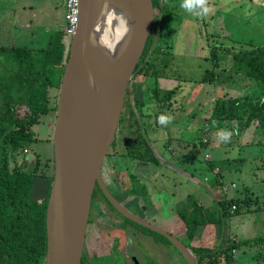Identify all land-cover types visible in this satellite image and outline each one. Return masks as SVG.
Wrapping results in <instances>:
<instances>
[{
    "label": "rangeland",
    "instance_id": "374dc122",
    "mask_svg": "<svg viewBox=\"0 0 264 264\" xmlns=\"http://www.w3.org/2000/svg\"><path fill=\"white\" fill-rule=\"evenodd\" d=\"M172 1L173 4L176 5L173 9H171L172 4H170V2L167 0L163 2L162 0V9L159 10L160 15H158L159 12L156 11L159 20L161 18V38L163 37L165 39L167 35L166 31L169 28H172L170 31L172 38H177L178 30L181 27L180 23H183V18H185L186 25L184 31L187 33L189 39L185 38L184 41L190 40V42H197L200 40L212 44H221L224 42V40L221 41V39L224 37L222 32L225 33V30L221 31L222 27L217 26L215 23L209 25L211 23L210 19L215 14V7L213 5L210 7L212 11L208 15L197 17L180 7L182 0ZM208 2L212 3L213 0H208ZM217 16L220 20H224L225 18L226 20L224 22L228 23V18L225 16L224 10H222V13L217 14ZM155 22L153 21L149 37L152 36V34L153 36L156 35L157 28L155 27ZM204 23L207 26H205ZM63 28L64 18L62 0H0V47H25L39 51L46 47L53 31H60ZM227 28L229 32L232 30L229 29V27ZM236 28L238 31L237 33L241 32L238 27ZM262 30V35H264V28ZM234 34L235 35L231 37L233 39L231 41L237 43L235 44L237 49L240 48L239 50L243 51L246 46V41L241 42L240 40L238 43V40L240 38H245V34ZM248 36L252 37V34ZM258 40H262L264 43V37L260 36L255 38L256 44H258ZM211 50L204 49L202 53H206L209 56L212 55ZM4 58V56L0 55V72H6V69L2 66ZM196 69H200V73L194 71L192 75L188 76L187 81L181 83L182 87H193L196 91L189 96L190 98H183L182 95L184 94L181 93L174 95L173 106L175 107L166 112V114H168L167 116L173 118L170 123L165 126L160 122L159 118L162 115L155 114L156 109L152 108V106L155 105L153 104L154 102H152L153 100L151 104L144 106L153 114L149 116L143 114L142 117L140 116L145 125L146 123L150 125L155 124L154 128L156 130L154 133L156 132V135H158V140L155 142L154 148L159 151L160 154L163 153L164 161L171 162L174 158L171 146V150H167L168 145L166 144H168L169 141L174 144L176 141L181 142V144H175L177 145L176 149H178L179 153L187 152L186 154H189L188 149L192 150L189 162L187 160L188 155L187 159L181 160L179 158L177 162L175 161L177 173H174L173 169L171 171L163 169L161 167V161L158 164H146V167L143 168V182L145 185L144 214L145 216L151 217L154 225L172 228L173 234L180 242H185V238L182 235L184 229L182 227V222L177 220L176 212L181 203L184 202L185 195L192 194L196 189H199L200 197L204 199L203 201L200 200L202 204L214 210L216 207L214 200L218 193V190L213 187L216 180L215 178L222 182L223 195L225 194L228 200H248L249 207H253L256 202H264V142L258 146L255 144L258 138H260L261 133L255 131L254 127H250L243 132L239 131L236 122L212 125L210 124L211 122L208 123L207 120H203L201 116H196L195 113L197 110L203 109L204 106L199 108L197 103L203 100L207 95V91H204L205 87H200L199 82L203 78H206V73L203 74V72L210 70V67L208 62H206L196 67ZM138 83L142 86V89L139 88L136 92L135 99H141L142 96L146 99L145 96L148 94V90L151 89L149 86L151 84L150 79L147 80L142 75H139L136 85ZM202 83L203 85H207L208 82L203 81ZM252 86L254 89L249 94L247 93L239 96L240 93H237V96H233L230 94L231 92L228 93L229 91L227 92L226 89H222L220 94L217 91L218 94L215 98L222 95H226L230 98L243 96H250L252 98L258 97L261 92V87L255 82H253L250 87ZM136 90H134V93ZM57 97L58 89H50L48 92V101L52 108L56 107ZM189 110L191 111L189 112ZM16 111L19 119L24 118L26 111L23 107H18ZM53 117V114H51L50 117L41 116L37 125L33 126L32 130L34 132L35 141L29 145L28 149H21L14 153L18 165H21L25 158L27 167L38 161L41 165L48 164L49 167L46 171L48 175H53V145L51 139L47 137V124L53 121ZM151 127L153 126H150V128ZM219 127L231 133L228 142H221L215 138L212 141L209 140L211 134H214L215 130ZM150 128H148L149 133L152 132ZM168 129L170 133H168ZM137 131V127L133 126H129L128 130L124 131V134H120V131L117 130L111 147L108 149V159L110 158L112 163H118L121 169H123L124 165L126 166L128 164L127 159H130L128 154L129 150H132V146L137 144V140L133 138L135 137L134 133ZM206 133H208L207 137L204 136ZM244 133L245 135H243ZM125 135H127V138H125ZM245 136H248L246 140L244 139ZM144 137L146 136L144 135ZM129 138L130 141L127 140ZM245 141H247L246 145L243 144ZM251 141L253 144H251ZM116 157L120 159L119 162L115 161ZM139 163L140 160L134 159L132 165L135 167L132 171H136L135 168L139 169ZM160 170L163 172H160ZM183 172L193 175V177L195 176V178L203 184L197 186L192 182H186L183 179L186 178V176L184 175L183 177L181 175ZM47 183L45 179L38 180L39 187L36 188V198L46 196ZM205 185L210 187L209 191ZM168 190L174 194L170 197L173 200V204L170 205V210L166 209V212L163 213L166 194L162 196H157V194L158 192L161 193ZM206 191L208 195L204 196ZM217 197H219V195ZM193 198L195 200L196 196ZM241 206L245 209L244 203L241 204ZM166 216L172 217V221L169 225L166 220H162V218ZM142 231L144 232L143 243L136 250V254L143 262H148V260L153 262L156 257L155 253H160V251L154 244H151V239L149 237L151 236L165 244L166 242L162 237L152 232L146 230ZM99 233L100 234H97L94 239L88 237L85 241V254L89 259V264H118L114 255H116V253H127L128 250L123 246L115 248L113 244L115 230L110 229V227L104 225ZM262 235H264V211L231 216L225 219L222 227L218 225L201 226L198 228L197 234L191 245L194 247L209 248L213 246L224 247L229 239L238 241ZM254 251L255 249L253 248L249 253H253ZM262 253L264 255V250ZM235 257V264L248 262L246 258L242 257V254H236Z\"/></svg>",
    "mask_w": 264,
    "mask_h": 264
},
{
    "label": "trees",
    "instance_id": "16d2710c",
    "mask_svg": "<svg viewBox=\"0 0 264 264\" xmlns=\"http://www.w3.org/2000/svg\"><path fill=\"white\" fill-rule=\"evenodd\" d=\"M152 3L156 35L152 34L148 38L135 68L126 92L118 131L124 134L129 126L137 127L138 131L133 137L137 144L129 150V156L132 159L158 164V159L154 156L142 130L139 129L141 117L138 112L153 100L161 115H166L173 107L172 99L177 88L167 90L154 84L145 96L144 105L135 99L134 90L142 89L140 84L136 85L138 76L142 75L147 80L153 79L154 83L158 77V70L167 68L169 61L165 60V55L157 49V44L162 38L161 18L159 20L156 11L162 9V0H152ZM62 39L63 32L57 30L51 33L46 47L39 51L25 47H0V55L5 57L2 66L6 69V72H0V264H45L46 207L53 178L46 171L48 164L41 165L36 161L27 167L25 158L21 165H18L14 153L28 149L35 141L31 127L41 116L56 110V107L52 108L49 104L48 92L52 88L59 90L64 64L67 61L68 54ZM235 57L238 70L261 87L260 95L254 98L218 96L211 103L212 108L207 122H211L212 125L213 122L215 125L236 122L238 130L242 132L254 127L255 131L261 133L255 143L258 146L264 142V44L241 51ZM205 77L202 82L212 83L215 75L211 70L206 71ZM18 107L25 109L24 118H18L16 111ZM127 140L130 141V138ZM40 179L48 182L47 194L45 197L36 198V188L39 187ZM215 179L213 187L218 193L214 200L216 204L214 210L204 207L191 196L178 208L177 220L182 222L184 229L182 235L185 242L182 243L193 256L195 264H235L236 254H242L248 261L239 264H264L262 253L264 235L238 241L229 239L224 247L191 245L201 226L222 227L225 219L231 216L264 211V202H256L253 207H249L248 200L226 199L225 194L223 195L222 182ZM243 203L245 209L241 206ZM144 230L158 235L147 228ZM164 240L169 243L167 239ZM174 248V264H188L185 257L176 247ZM253 248L255 251L249 253ZM86 259L87 256L84 254L81 264H89V259Z\"/></svg>",
    "mask_w": 264,
    "mask_h": 264
},
{
    "label": "water",
    "instance_id": "95a60500",
    "mask_svg": "<svg viewBox=\"0 0 264 264\" xmlns=\"http://www.w3.org/2000/svg\"><path fill=\"white\" fill-rule=\"evenodd\" d=\"M79 2V22L67 50L51 136L53 180L46 207L45 264H81L96 182L122 214L165 236L188 264H195L187 247L175 236L123 212L100 177L119 128L128 86L152 29V0ZM105 3L109 9L101 14ZM115 17L123 20V28ZM117 28L123 32H118L114 42L113 61L107 62L100 39L106 30L114 39L112 30Z\"/></svg>",
    "mask_w": 264,
    "mask_h": 264
},
{
    "label": "crops",
    "instance_id": "0c3cea01",
    "mask_svg": "<svg viewBox=\"0 0 264 264\" xmlns=\"http://www.w3.org/2000/svg\"><path fill=\"white\" fill-rule=\"evenodd\" d=\"M164 1L165 0H163V2ZM167 1L170 2V4H172L171 9H173L176 6L175 4H173L172 0H167ZM212 5L215 7L214 9L215 14L210 19L211 23L209 25H212L213 23H215L217 26L222 27L221 31L225 30V33L222 32L224 37L223 39H221V41L224 40V42H222L221 44H212L210 42H202L200 40H198L197 42L196 41L190 42V40L184 41L185 38L189 39V37L187 33H185L184 31L186 21H185V18H183L184 24L180 23L181 27L178 30L177 38L175 39L172 38V34L170 33L172 28H169L166 31L167 35L165 39L162 37L160 41L161 43L159 42L157 44L158 51L165 55L164 57L165 60L167 59L169 61H168L167 68L158 70V77L155 79L154 83H153V79L152 80L150 79L151 84L149 85L150 87H154V84H156L159 87L161 86L162 89H167V90L177 88L176 94L181 93V94H184L182 95L183 98L184 97L190 98L189 96H191L196 91V89H194L193 87L191 88L186 87V86L182 87L181 83L187 81L188 76L192 75L194 71L197 73H200V69H196V67H199L200 65L208 62L209 67H210V70L208 71H211V70L213 71V74L215 75V77L213 78V81L215 82L207 83V85H203L201 81L199 82L200 87L202 86L205 87L204 91L205 92L207 91V95L204 97L203 100H200L197 103L199 108L204 105L203 106L204 110L202 108L201 109L203 111L201 109H198L195 115L201 116L203 120H208L210 111L212 108L211 103H213L215 96L218 93L220 94V91L222 89H226L227 92L229 91L228 93L231 92L230 94H232L233 96H237V93H240L239 96L245 95L247 93L249 94L254 89L253 86L250 87L254 81L247 78L241 71L238 70L239 66L237 64V59L235 56L236 54L239 53L240 48L237 49L235 45L237 43L231 41L233 40L231 37L235 35L234 33L245 34L244 36L245 38H242V39L240 38L239 40L237 39L238 43L240 42V40L241 42L246 41V46L244 47L245 49L242 48L244 49L243 51L250 50L251 47L264 44L262 40H258V44H256L255 42V38L260 37V36L264 37V35H262V31H263L262 29L264 28V0H213L212 3H209L210 7ZM222 10L225 11V16L228 18V23L224 22L226 20L225 18L224 20L221 19L222 20L221 21L220 18H218L217 16V14L222 13ZM158 15H160V12ZM161 15H162V12H161ZM205 26L207 25L205 24ZM227 27H229V29H232V30L229 32ZM236 27H238L241 32L237 33L238 31ZM250 34H252V37L248 36ZM204 49H209V50L212 49L211 50L212 55L208 56L206 53L203 54L202 50ZM65 51L67 52L66 47H65ZM212 51H216V52H212ZM206 71L203 72V74L206 73ZM137 91L138 90L135 91V94ZM145 100L146 99L143 96L141 99H136V101H138L139 103H143V105L145 104ZM172 101L174 100L172 99ZM152 102H154L153 104H155L152 106V108L156 109V113L158 111L157 114L161 115L160 110L157 108L155 101H152ZM148 104H151V101ZM174 107L175 106H173L172 109H174ZM190 111L191 110H189V112ZM54 112L55 111H50L48 114L44 115L45 117H50L51 114H53L54 116L53 121L47 124V137L49 139H51L53 128H54V121H55ZM139 114L142 117L143 114H147L149 116L150 114H153V113H151L148 109H146V107H143V110L138 112V115ZM167 115L168 114L163 115V116H167ZM35 125H37V123L34 124L33 126ZM33 126L31 127V131L34 135V132L32 130ZM150 126H153V127L150 128ZM154 127H155V124L150 125L149 123H146L145 125V123L141 119V127L139 129L142 130L143 136L144 135L146 136L145 138L148 141L149 146L151 147L152 152L154 153V156L156 157V159H158L159 162L160 161L166 162L164 161L165 159L162 155L163 153L160 154V152L154 148V144L158 140L157 139L158 135H156V132L154 133V131L156 130ZM148 128L152 129L151 133L148 132ZM220 130H221L220 127L217 130H215V133L211 134L209 140L212 141L214 138L218 140L216 137V134ZM168 133H170L169 129H168ZM207 134L208 133L204 134V136L207 137L208 136ZM243 135H245V133ZM247 138L248 136H245L244 139L246 140ZM175 144H181V142L176 141ZM175 144L173 142L170 143L169 141L168 144L166 145H168L169 150L172 149L173 151L174 158H173V161H171L170 163L173 167L174 173H177V169H176L177 167H176L175 161L177 162L179 158L181 160L187 159V155H188L187 160L189 162L191 158L190 153L192 152V150L188 149L189 154H186L187 152L179 153L178 149H176L177 145ZM243 144L246 145L247 141H245V143ZM170 146H171V149H170ZM146 164H149V162L143 161V168L146 167ZM160 172H163V171L160 170ZM181 175L183 177L184 175L186 176V178H183L186 182L187 181L192 182L197 186L198 185L200 186L203 184V183L201 184V182L197 178H195V176L193 177V175H189L184 172ZM205 187L209 191L210 187H208L207 185H205ZM207 195L208 193L206 191L204 196H207ZM189 196L191 197L196 196L195 200L197 202L199 201V203L201 204H202L201 201L204 200L203 197L202 198L200 197L199 189H196L194 192H192V194L190 193L188 195H185L184 202L187 200ZM203 206L206 207V205H203Z\"/></svg>",
    "mask_w": 264,
    "mask_h": 264
},
{
    "label": "flooded vegetation",
    "instance_id": "af4514ba",
    "mask_svg": "<svg viewBox=\"0 0 264 264\" xmlns=\"http://www.w3.org/2000/svg\"><path fill=\"white\" fill-rule=\"evenodd\" d=\"M167 150H169V148H167ZM127 160L128 164L126 166L124 165L123 169H121L118 163H112V160L110 158L108 159V155L106 154L100 170V177L103 186L106 188V190L118 204V206H120L123 212L133 218L145 221L150 225L155 226L165 231L166 233L175 236L171 230L172 228L156 226L152 223L151 217L145 216L143 160L138 159L140 160V163L138 164L139 169L135 168L136 171H132V169H134L135 167L132 165V162L134 163V159L130 157V159ZM115 161L119 162L120 159L116 157ZM161 167L170 171L173 169L170 162H161ZM161 193L158 192L157 196L166 194V201L163 206V213H165L166 209H169L170 205L173 204V200L170 197L174 194L169 190ZM162 220H166L169 225L172 221V217L166 216L162 218ZM104 225L110 227V229L112 230H115V236L113 238V244L115 248L123 246L128 250L127 253H116V255H114L117 259L118 264H135L136 262L138 264L175 263V246L168 239L167 240L169 243L165 244L159 240L154 239L151 236L149 237L151 239V244H154L160 251V253H155L156 257L153 262L150 260H148V262H143L139 259L136 254V250L143 243L144 232L142 230H144L145 227L134 221L133 219L127 217V215L122 214V212L118 210L117 207H115L107 199V197L103 193V190L101 189L100 184L96 182L91 198L85 241L88 237L94 239L97 234H100L99 231ZM157 234L162 236V239L165 238V236L159 233ZM84 254L85 243L82 257H84Z\"/></svg>",
    "mask_w": 264,
    "mask_h": 264
},
{
    "label": "clouds",
    "instance_id": "9594fccd",
    "mask_svg": "<svg viewBox=\"0 0 264 264\" xmlns=\"http://www.w3.org/2000/svg\"><path fill=\"white\" fill-rule=\"evenodd\" d=\"M186 12L192 14L193 16L203 17L208 15L212 9L209 6L208 0H182L180 5ZM109 6L107 3L104 4L103 8L101 9V14H103ZM90 83L94 86V80L90 77ZM173 118L171 116H161L159 118L160 122L165 126L171 122ZM215 125V122H213ZM231 133L228 132L226 129H221L217 134L216 137L221 142H228L230 139Z\"/></svg>",
    "mask_w": 264,
    "mask_h": 264
},
{
    "label": "built area",
    "instance_id": "2783aa9c",
    "mask_svg": "<svg viewBox=\"0 0 264 264\" xmlns=\"http://www.w3.org/2000/svg\"><path fill=\"white\" fill-rule=\"evenodd\" d=\"M79 0H62L64 28L62 43L68 50L79 22ZM26 150V149H25Z\"/></svg>",
    "mask_w": 264,
    "mask_h": 264
},
{
    "label": "bare ground",
    "instance_id": "6f19581e",
    "mask_svg": "<svg viewBox=\"0 0 264 264\" xmlns=\"http://www.w3.org/2000/svg\"><path fill=\"white\" fill-rule=\"evenodd\" d=\"M115 20L117 22H120L121 27H124V22L120 18H116ZM118 32H123L120 28H117L116 30H112V34L114 36V39L110 37L109 30L104 31L103 35L101 36L100 43L102 46V52L105 55V59L107 62H111L114 59V42L118 38Z\"/></svg>",
    "mask_w": 264,
    "mask_h": 264
}]
</instances>
